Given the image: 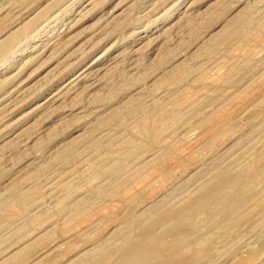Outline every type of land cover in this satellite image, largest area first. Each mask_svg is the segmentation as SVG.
I'll return each instance as SVG.
<instances>
[{
	"label": "rangeland",
	"instance_id": "374dc122",
	"mask_svg": "<svg viewBox=\"0 0 264 264\" xmlns=\"http://www.w3.org/2000/svg\"><path fill=\"white\" fill-rule=\"evenodd\" d=\"M259 155L264 0H0V264H264Z\"/></svg>",
	"mask_w": 264,
	"mask_h": 264
},
{
	"label": "bare ground",
	"instance_id": "6f19581e",
	"mask_svg": "<svg viewBox=\"0 0 264 264\" xmlns=\"http://www.w3.org/2000/svg\"><path fill=\"white\" fill-rule=\"evenodd\" d=\"M224 40H226V39H224ZM256 160H258L261 163V162L264 161V156L263 155H259L256 158ZM252 169H253V167H252ZM250 171H251V169H250ZM245 173H242V175H244ZM249 174H250V172H249ZM225 178L226 177H224V175H221L220 178H216L215 181L210 184V187L213 188L214 194H215L213 196V198H212L211 194H206V193H204L203 195H200L198 197H194L188 202L190 204V208L193 209V210L203 209L205 211H210L211 209L208 206V204L206 203V200L208 199L209 202H211L213 199H216V196L218 195V193L221 192L226 187V182L227 181H226ZM239 200H240V197L237 194H234V197H233L232 201L230 203L226 204V205H223L221 207V211H229L232 206L238 204ZM186 211H188V210H183V212L180 213V222L175 227L177 230H180V232H178V233L181 234V238H186L188 236V232L186 231L187 229H181L183 226H186L185 225L186 224V213H185ZM211 212H212V210H211ZM164 216L165 215L161 214V215L157 216L154 219V221H152L151 223H149L147 225H144V226L142 225V226L138 227V229L140 230V234H139V237L137 239V244L138 245H137V249H136V257H139V258H142V259L146 260V263H144V264H154L152 260H149L153 256L150 257V256L147 255V251H148V250H146L147 246L149 245V243H150V245L152 244L151 242H149L148 237H149V235H152V233H154L155 223H157L160 220H163ZM152 247H153L152 249H155V250H152L151 252L155 251L157 253V257H160V259H161L164 254L160 250L159 246L154 243ZM161 261L163 262V259H161ZM76 264H88V262L80 261V262H77Z\"/></svg>",
	"mask_w": 264,
	"mask_h": 264
}]
</instances>
